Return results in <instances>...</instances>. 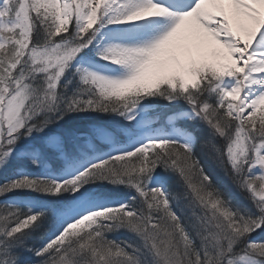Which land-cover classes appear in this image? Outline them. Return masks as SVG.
Returning a JSON list of instances; mask_svg holds the SVG:
<instances>
[{
    "label": "snow or ice",
    "instance_id": "obj_1",
    "mask_svg": "<svg viewBox=\"0 0 264 264\" xmlns=\"http://www.w3.org/2000/svg\"><path fill=\"white\" fill-rule=\"evenodd\" d=\"M0 264H264V0H2Z\"/></svg>",
    "mask_w": 264,
    "mask_h": 264
},
{
    "label": "rangeland",
    "instance_id": "obj_2",
    "mask_svg": "<svg viewBox=\"0 0 264 264\" xmlns=\"http://www.w3.org/2000/svg\"><path fill=\"white\" fill-rule=\"evenodd\" d=\"M0 2H2V0H0Z\"/></svg>",
    "mask_w": 264,
    "mask_h": 264
}]
</instances>
